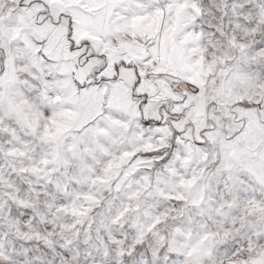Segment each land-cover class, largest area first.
<instances>
[{"label":"snow or ice","instance_id":"snow-or-ice-1","mask_svg":"<svg viewBox=\"0 0 264 264\" xmlns=\"http://www.w3.org/2000/svg\"><path fill=\"white\" fill-rule=\"evenodd\" d=\"M0 264H264V0H0Z\"/></svg>","mask_w":264,"mask_h":264}]
</instances>
